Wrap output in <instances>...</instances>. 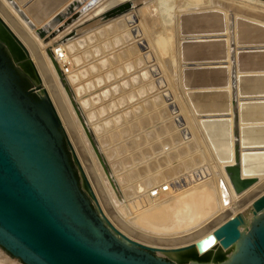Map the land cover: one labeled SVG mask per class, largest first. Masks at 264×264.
Returning a JSON list of instances; mask_svg holds the SVG:
<instances>
[{"label":"water","instance_id":"water-1","mask_svg":"<svg viewBox=\"0 0 264 264\" xmlns=\"http://www.w3.org/2000/svg\"><path fill=\"white\" fill-rule=\"evenodd\" d=\"M6 1L28 22L30 29H35L33 22L19 7L18 1L24 0ZM54 1V6L59 7L62 0ZM97 1H74L52 18L50 24L36 30L37 39L45 43L48 31L53 25L58 28L55 32L57 34L64 28L63 25L69 23L71 17L74 16L73 20L78 19ZM259 1L264 2V0ZM137 2L138 0H132L116 6L98 17L89 26L96 27L101 20L105 24L124 15L134 8ZM75 3L79 4L78 9L83 10L65 18ZM226 5L228 8L236 9V5L234 7L223 0L209 3V7L224 8ZM39 10L37 6L33 12L31 6L29 7V13L31 11L29 15L36 21L47 17L46 10ZM0 15L29 47L31 52L14 34L10 26L5 24L9 42L22 51L37 80L14 62L13 54L9 51L7 44L0 40V249L16 258L21 264H264V178L243 176L238 141L242 134L239 130V118L242 121L245 119L258 124V126L247 128L248 135H256L264 129V125H259L262 123L260 120L262 117L260 118L255 112L260 109L255 103L241 101L244 104L239 107L237 100L238 95L248 97L254 95L252 92L263 90L262 84L256 85L254 76H262L261 83L264 84V26L246 20L253 19L264 23L263 11L243 12L244 19L229 15L228 22L217 14L218 16L215 15L209 20L212 24H206L211 28L214 27L209 28L206 35L215 36L188 38L189 40H226V33H217L223 29L224 25L227 26V32L230 34V48L227 50L226 45L224 48L220 47V44L214 45L213 49L209 50L214 55L223 53V57L209 64L212 67L223 65L224 63L219 62L226 61L228 51L233 63L231 76L233 90L235 88L232 93L233 123L226 122L223 126H219L220 132H211L213 136L209 137V142L223 144L220 148L224 145L225 148H230L232 140L236 139L233 147L237 153L236 161L232 165L225 166V172L234 193L242 197L233 202L223 216L208 224V228L214 230L209 235L202 236V233L201 238H198V232L180 236H156L147 231H140L124 220L110 199L97 165L105 175L108 185L119 199L125 213L129 215L119 187L120 183H125L124 179L120 177L116 179L114 176L108 158L102 151L98 138L88 123L89 120L78 103L74 91L66 81L56 56L50 53L60 76L63 91L77 121L74 120L63 95L55 85L49 88L51 97L47 89L41 87L42 77L37 67L31 60L29 61L30 53H32L39 58L41 66H44L38 40L30 36L2 0H0ZM1 16L0 23L4 21ZM208 17L212 18L210 15ZM63 19L68 20L63 24L61 23ZM199 22H201L199 17L185 19V25L189 27L199 25L197 24ZM234 29L238 31L239 41L231 35ZM212 30L214 32H211ZM239 34L242 37H239ZM67 40L70 39L64 38V41ZM237 42L239 47L236 49ZM205 47L210 48L211 45ZM238 52L248 53L238 61L240 73L245 74L243 78H240L246 82L242 87L247 91L241 94L235 87V62ZM20 78L27 79L28 89L20 84ZM200 80L207 82L204 79ZM41 89L44 95L40 93ZM212 110L228 111L230 109L205 107L198 109L197 113H207ZM232 127H234V137L231 135ZM262 133L264 135V131ZM254 138L255 136L247 137L245 140L253 141ZM218 150L220 149L212 145L211 151L217 156V161H228L230 157L227 153H221ZM80 159L85 169L91 174V180L106 214L100 207ZM253 164L257 167L259 163L256 160ZM82 179L89 191L83 186ZM245 206L248 207L254 220L243 231L242 228L246 225L245 216L242 213L236 215L233 213ZM194 240H197L195 247L198 254H205L209 247L219 243L223 255L213 261L182 263L157 255L158 247H178L174 252L183 253L188 250V247L184 245ZM234 246H236L235 250L228 254L227 251Z\"/></svg>","mask_w":264,"mask_h":264},{"label":"rangeland","instance_id":"rangeland-1","mask_svg":"<svg viewBox=\"0 0 264 264\" xmlns=\"http://www.w3.org/2000/svg\"><path fill=\"white\" fill-rule=\"evenodd\" d=\"M28 1H30L29 4L24 6ZM70 1L72 0H64L63 3L68 4ZM110 1L113 3L112 0H98L95 5L76 20L78 21L82 18L86 19L85 21L91 19L90 21L86 22L82 27L74 29L69 35L71 28L68 29L59 37L57 35V38L52 41L58 43V40L65 35H67L65 39H74L72 40L73 42L70 41L62 45L65 47L64 49L71 63H65L61 68H63V71L65 70V75L68 76L67 80L90 121V126L100 142L102 151L108 158L116 179L119 177L124 179L125 183H120L119 187L127 207L128 201L134 198L133 196L135 198L138 197V199L142 197L138 201L140 208L133 212L129 206L128 209L131 211H128V215L107 183L106 190L114 207L124 220L128 222L129 220L132 221V218L145 216L147 213L146 209L153 204L159 203V201L161 203L165 200L167 202L174 200L176 186H182L180 181L188 183V186H194L200 182L204 183L202 180L206 181L209 177L204 176L200 179L198 172L206 171L209 173L207 168H209L211 160L217 164L216 168L217 166L218 168L221 167L216 159L217 156L215 153L213 154L211 148V156L205 149L204 152L201 151V149L203 150V143L201 142V137L196 135L197 128L193 126V123L198 109L205 107L232 109V93L235 88L233 90L231 78L233 63H231L229 53L227 62L223 65L212 67L209 64L219 61L223 57V53L214 55L210 51L214 45L218 46L217 44H220L221 46H219L222 48L226 45L229 50L230 34L226 33V40L208 41L189 40L188 38L206 35L209 28H214L206 24H212L209 20L213 19L217 14L221 19H226V22H228L229 15L237 19H244L242 16L243 12L258 9L252 8L244 2L237 1L235 3L234 1L224 0L229 5H234V7L236 5V9L228 8L226 5L224 8L219 7L221 9L219 12L218 10L215 11L216 9H208L205 6L202 8H188L187 10L181 7L183 3L197 0H168L166 1V6L168 5V8L173 6L171 10L176 11V14L173 13L174 11H170L167 15L168 18L165 17V19L167 18L165 20L159 8L155 7L156 0H138L134 8L127 13H133L134 10L135 12L136 10L139 11L138 16H135L134 22H126L124 20L126 14H124V16L122 15L123 17L120 16V19L118 17L108 21L105 23L106 26H104L105 24L102 20L96 27L89 26L98 17L118 6L112 5ZM54 3V0L18 1L19 7L22 10L24 8L27 15L30 14L29 7L33 4H36L40 10H46L47 18L45 21L51 18L52 15L56 16L59 12L55 10L57 6L55 7ZM58 9L59 7H57ZM225 12L228 13L227 17H225ZM172 13L176 15L174 18ZM87 14L88 16H86ZM208 14L212 18L208 17ZM195 17L200 18L201 22L197 23L199 25L192 27L185 25V19ZM169 19L172 20L170 21ZM66 20L68 19L61 20V23L64 24ZM68 27L62 28L57 34L65 31ZM0 30V40L7 44L9 51L13 54L14 62L26 72L25 59L27 58H24L23 55V59L18 58V48L16 49L10 44L7 30L3 26ZM210 45V48L205 47ZM18 50L22 52L20 49ZM247 54L245 52L236 54L235 87L240 94L247 91L242 87V85L245 86L246 82L240 78L245 74L240 73L241 69L238 68V61ZM45 56L52 68L46 53ZM67 69L70 72H67ZM29 72L36 80L30 67ZM200 79H204L207 82H203ZM41 87L43 89L45 86L41 84ZM40 93L44 95L42 90H40ZM185 105H187V109H185ZM71 113L75 118L74 120L77 121L72 109ZM193 127L196 128L195 131ZM141 129L143 132H139ZM186 130L194 134L193 142H191L192 140L186 141V134H184ZM131 135L136 136L133 139ZM231 135L234 137V127H232ZM126 136L132 139L127 137L129 139L127 140ZM139 148H141L140 151ZM134 149H136L135 152L133 151ZM196 165L197 168L195 167ZM97 167L103 176L102 179L106 181L107 179L103 172L100 171V167L98 165ZM192 168H194L193 172H191ZM116 173H118V176ZM82 184L85 187L84 182ZM158 184H163V186L155 187ZM164 186H169L168 190L160 189L162 192L159 191V188H164ZM146 188L147 190L151 188V196L145 194ZM158 193L160 194L159 196ZM153 198L158 201L155 200L154 202ZM244 213L247 219L252 217L248 209ZM128 223L132 225L130 221ZM132 226L135 227V225ZM163 235L172 236L165 233ZM157 255L173 260L168 255L160 253H157ZM0 264L21 263L6 251L0 249Z\"/></svg>","mask_w":264,"mask_h":264},{"label":"bare ground","instance_id":"bare-ground-1","mask_svg":"<svg viewBox=\"0 0 264 264\" xmlns=\"http://www.w3.org/2000/svg\"><path fill=\"white\" fill-rule=\"evenodd\" d=\"M74 1H76V0H72L68 4L67 3H63V2H61L59 4V1H58L57 3L60 6H59V9L58 10L56 9V11L57 12L58 11L61 12L62 10H65L66 7L69 6L71 3H74ZM105 1H108V0H105ZM112 1H113V3L111 1H110V3H112V5L115 6V5H120V4H124V3H127V2H131L132 0H115V1L112 0ZM166 1H168V0H156L157 6L155 4V7L159 8L160 13L162 14V16H164V19H165V17H167V15L169 14L170 11H174V10H171L173 8V6H171V8H168V5L166 6ZM214 1L215 0H201V1L197 0V1H194V2H188V1H185L184 2L183 1L184 3H183V5L181 7H183L184 9H187L188 10V8H202L204 6L205 7L207 6L206 8H208V9H216L215 11L218 10V12H219L221 10V9H219V7H215V6L209 7V3L210 2H214ZM230 1H232V2L234 1L235 3L237 1L238 2H244L246 4H249L250 7H252V8L258 9L260 11H264V2L259 1V0H230ZM2 2L10 10V12L14 15V17L18 20V22L28 31V33L30 34V36H32L36 40H38L37 39V36H36V30H39V28H42L43 26H46L47 24H50L51 18H54L55 17V15H52V17L49 18L46 21H45V19L43 20L42 18H39L40 21H36L33 16L27 15L25 13L26 11H24L25 9L22 7L23 10L20 8L22 10V12L26 14V16L30 19L31 22H33V24L35 26V29H30V25L28 24V22H26V20H24L21 17V15L8 3V1L2 0ZM29 2L30 1H28L26 4H24V6H27L29 4ZM78 5H76V3H75V5L71 9H69V12H68V14L65 15V18L73 16L74 14H76L75 12H77V13L78 12H81L83 9H81V8L78 9V7H77ZM179 6H180V4H179ZM35 8L37 9V5L36 4L35 5L33 4L31 6V9H32L33 12H35ZM138 9H140V8H138ZM76 10H79V11H76ZM134 12H135V10H134ZM134 12L133 13H129V14L126 13V17H125L124 20L126 22H131V23L134 22L135 21V16H138V14H139L138 12L139 11L136 10V12L135 13ZM175 12L176 11H174L173 13H175ZM173 13H172V15H173V18H174V16H176V15H174ZM30 14H31V11H30ZM224 14H225V17L228 16V13L227 12H225ZM100 15H98V16H100ZM86 16H88V14ZM123 16H121V17H123ZM162 16H161V18H162ZM1 17H2V19L4 21H2L0 23V28H2V26H3L6 29L5 26L6 25L10 26V25H9V23L6 21V19L3 16H1ZM71 18L72 19L69 21L68 24L63 25V27L69 26L65 31H63V32H61L59 34H56L55 32H57L58 28L53 25L52 26V29H50L48 31V35H47V38H46V40H47L46 42L47 43H45L43 45V43L41 44V41L38 40V42L40 44L41 56H42L43 65L45 66V69H44V66L43 67L41 66L42 63L40 62V60H39L38 57H36L32 53H30V58H29V61L31 60L32 64L37 67L38 72H39V74H40V76L42 77V80H43V84L42 85L45 86V88L47 89L48 93L50 94V97L52 96V94H51L49 88H50L51 85H55L57 87V89L61 92V94L63 95L64 100H65L67 106L70 108V110H71V106H70L69 101H68V99H67V97H66V95H65V93L63 91L62 83H61V80H60V76L58 75V72L56 70V67L54 65V62L52 61V58L50 56L51 55L50 53H52L54 56H56L57 63H58V65H59L60 68L63 67L62 65L65 64V63H71V61H70V59H69V57H68V55H67V53H66V51L64 49L65 47L62 46V45H64L67 42H70V41H72L74 39L69 40V41H64L65 36H67V35H65L62 38H60V40H58L59 41L58 43H55L56 41H52V40L56 39L62 33H65L66 31H68V29L71 28V30L68 33V35H69L74 29L82 26L83 24H85L86 22H88V21L91 20L90 19V20L85 21L86 19H82L81 18L78 21H76L77 19L73 20L74 19V16L71 17ZM119 19H120V17H119ZM169 20L171 21L172 19H169ZM246 20H248L249 22H253L254 24H257L259 26H264V23L261 22V21H257V20H253V19H246ZM74 21H76V22H74ZM161 21H162V19H161ZM162 24H163V22H162ZM165 24H167V23H165ZM104 26H106V24ZM10 28L12 29V31L14 32V34L20 39V41H22V43L26 46V48L29 50V47L27 46V44L18 36V34L15 32V30L11 26H10ZM211 32H214V30H212ZM225 33H227V26L224 25L223 26V29H220L217 34H225ZM0 34H1V30H0ZM240 34H239V37H242ZM231 35L233 36V38L236 37V40L239 41V38H237L238 37V31H237V29H234V31H233V33H231ZM203 36H215V35H209V34L208 35H199V36H194L193 38H200V37H203ZM243 37H245V36H243ZM49 43H50V45H49ZM10 44H12V43H10ZM238 45L239 44L237 42L236 49L239 47ZM17 51L19 52L18 58L23 59L22 54H20L21 52L18 49H17ZM17 51H16V53H18ZM45 53H46V55L48 56V58H49V60L51 62L52 68L50 67V65L48 63V60H47V58L45 56ZM226 53H227V55L225 57L226 61H220L219 63H226L227 62V58H228V53L229 52H226ZM25 63H26V69H27L26 70V73L30 75L31 73L29 72V67L27 65V62L25 61ZM79 68H77V69H79ZM61 69H63V68H61ZM67 72H70V70L67 69ZM54 73H55V75H54ZM63 74H64V76L66 78V81L68 82V80H67V77L68 76L65 75V70L63 71ZM30 76L33 78V75L32 74ZM255 77H257V78H255ZM254 79L256 80V85H260V84L263 85V90L260 89V90H257L255 92H252V93H254V95L248 96V97H244V96L242 97L241 95H238L237 100H238L239 107H240V105H243L244 104L241 101H249L251 103H255L258 106V108H260V109H258L255 112L259 115L260 118L262 117L260 119L262 121V123H259V125L261 124V126H263L264 125V123H263L264 122V107H263V105H264V84L261 83L263 81L262 80V76L255 75L254 76ZM68 84H69V82H68ZM185 106H186L185 109H187V105H185ZM262 107H263V109H262ZM189 112H190V110H189ZM73 115H75V114H73ZM189 116H191V115H189ZM233 116H234V112H233L232 109H230L228 111H224V110H212V111H209L207 113H201V114H198L197 113L195 115V120H194V123H193L194 125L193 124L192 125L197 128V131H196L197 134L196 135H199V137H201L200 139H201V142L203 143V146H202L203 147V150L201 149V151L204 152V149H205V151L207 153H209V155H210L211 154L210 153V148L212 147V145H214L216 148L220 149L218 151H220L221 153L222 152L223 153H227V155L230 157L229 160L226 161V162H219L220 165H221V167H219V168H218V166L216 168V165L217 164L215 162H212V160H211L210 163H209L210 164L209 165V168H207V170L209 171V173L206 172V171H203V172L200 171V172H198V175L200 176V179L202 177H204V176L209 177V178H207L206 181L205 180H202V181H204V183L203 182H200L197 185H194L193 186L191 184L192 186H188L189 185L188 183H185L183 181H180V182H182V184H181L182 186L177 185L176 186V189L174 190L175 191L174 193H176V194H174V197H173V195H171L173 198H175L174 200H172L170 202H167V200H165V201H163L161 203L159 201V203L153 204L152 206L148 207V209L145 208L147 210V213L145 215L146 217L145 216H143V217L142 216L141 217L138 216L135 219L132 218L133 219L132 221L129 220L132 225H135V227L137 229H139L140 231H146L147 230V232H149L150 234L156 235V236L157 235H163L164 233L165 234H170L172 236H180V235H186V234H189V233L191 234V233L198 232V234H197L198 235V238L199 237L201 238L202 236H204L206 234L209 235V234L212 233V230H214V229L208 228L207 225L210 224L216 218L223 216V213L226 210H229V208H231V205L233 204V202L240 200V198L242 197V196H237L234 193V190H233V188H232V186L230 184L228 175L225 172V166L232 165L236 161V154L237 153H236V151L233 148L236 139L234 138L232 140V144H231L230 148L229 147H226L225 148V145H224V147L220 148L221 146H223V144H217L215 141L209 142L210 141V138L209 137L210 136H213V134L211 132H216V131L217 132L218 131L220 132V127L219 126H221V125L223 126V124H226V122H229L230 121L229 123H233V120H232L233 119ZM239 116L241 117V115H239ZM191 118H192V116H191ZM239 119H240V122H239L240 134H241V131H242V134L240 135V138L238 139V141L240 143V146H239V156H240V160H241V163H242L243 176L246 177V178H248V177H260L261 179H263L264 178V135H263L262 132L264 131V129H261V131L260 132H257L256 135H248L247 134V131H246L247 128L252 127V126H258V124H255V122H253V121H249V120H245V119H243V121H242L241 118H239ZM88 123L90 124V121H88ZM216 124H218V125H216ZM194 127H193V129L195 131L196 128H194ZM142 129L145 130L144 128H142ZM142 129L139 130V132H143ZM132 134H133V132H132ZM137 134H138V131H137ZM184 134H186V136L184 135L186 141L187 140L188 141H191L192 140L191 142H193V138H194L193 135L194 134H191L189 132V130H186V132ZM136 135H131V136H133V139H134V137ZM143 135H144V133H143ZM128 136H126V139H127ZM254 136H255V138L252 139L253 141H247V140H245V139H247V137L250 138V137H254ZM126 139H124V140H126ZM129 139H132V138H129ZM129 139H127V140H129ZM118 142H119V140H118ZM195 142L196 141L194 139V143ZM197 145H195V146H197ZM197 147H199V146H197ZM140 149L141 148H139V151H140ZM174 149H175V147H174ZM133 151L135 152L136 149H134ZM137 151H138V149H137ZM192 154H194V153H192ZM146 159H148V158H146ZM256 160L259 163L257 167L253 164ZM80 162H81V164L84 167V164L81 161V159H80ZM199 164H201V163H199ZM140 165H141V163H140ZM206 165H207V163H206ZM213 165H215V166L213 167ZM202 166H203V164H202ZM195 167L197 168V165ZM193 169L194 168H192V171L191 170L190 171L193 172ZM126 170H128V169H126ZM84 171L86 173V177H87L88 181L91 184L92 189L94 190V192H95V194H96V196L98 198L100 207L102 208L103 212L105 213V211H104V209L102 207V204H101L102 202L100 200V197L98 196L97 191L95 189V186H94V184H93V182L91 180V174H90V172L87 169H85V167H84ZM124 172H126V171H124ZM118 173H116L117 176H118ZM100 176L103 178L101 172H100ZM186 176H188V175H186ZM178 178H180V177H178ZM82 180H83V182L85 184V188L89 191L88 186L86 185L84 179H82ZM102 180H104V179H102ZM104 182H105V186H107V180L106 181L104 180ZM169 182L171 183V181H169ZM158 186H163V184H160V185L158 184L155 187H158ZM160 189L162 190V188H159V191H161ZM146 190H147V188H146ZM170 190H171V188H170ZM151 191H152L151 188H149L147 191H145L146 193L145 192L144 193L146 195H148V196H151ZM161 192H160V194H161ZM171 193H172V191H171ZM160 194L158 193V196ZM142 195H143V193H142ZM133 197L135 198V196H133ZM134 198H131L128 201V203H129L128 204V207L130 206V208L132 209L133 212H134V210L137 211L140 208L139 207L140 204H138V201H140L142 197H140V199H138V197L135 198V199ZM154 198H153V200H154ZM136 199H138V200H136ZM156 199H157V197H156ZM158 199H159V197H158ZM155 200H154V202H155ZM156 201H158V200H156ZM247 208L248 207L245 206V207L241 208L238 212H235L233 214L236 215L238 213H242L245 216V213L244 212H245V210H247ZM129 210L130 209H128V211ZM143 210H141V211L143 212ZM248 212H249V210H248ZM132 214H135V213H132ZM245 219H246V225L242 228L243 231H245L250 226L251 222L254 220L253 216L250 217L249 219H247L246 216H245ZM201 234H202V236H201ZM197 240H194L192 242H188L186 245H184V246H187L188 247V250L185 251V252H183V253H176V252H174V250L176 248H178V247H175V248L158 247L157 253L164 254V255H168L171 259H173L175 262H178V263L188 262V261H213V260L217 259L218 256L223 255V251L220 248L219 243L213 244V246L209 247L207 249V251H206L205 254H202V255L198 254V252L196 250V247H195V244H196V241ZM235 248H236V246L232 247L229 251H227V253L230 254L231 252H233L235 250Z\"/></svg>","mask_w":264,"mask_h":264},{"label":"flooded vegetation","instance_id":"flooded-vegetation-1","mask_svg":"<svg viewBox=\"0 0 264 264\" xmlns=\"http://www.w3.org/2000/svg\"><path fill=\"white\" fill-rule=\"evenodd\" d=\"M20 84L23 86V88L28 89L29 88V84L27 79L25 78H20Z\"/></svg>","mask_w":264,"mask_h":264},{"label":"built area","instance_id":"built-area-1","mask_svg":"<svg viewBox=\"0 0 264 264\" xmlns=\"http://www.w3.org/2000/svg\"><path fill=\"white\" fill-rule=\"evenodd\" d=\"M162 190H168V187H167V186H165L164 188H162Z\"/></svg>","mask_w":264,"mask_h":264}]
</instances>
